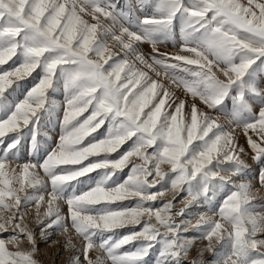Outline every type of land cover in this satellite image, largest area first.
<instances>
[{"label":"snow or ice","instance_id":"1","mask_svg":"<svg viewBox=\"0 0 264 264\" xmlns=\"http://www.w3.org/2000/svg\"><path fill=\"white\" fill-rule=\"evenodd\" d=\"M138 8L0 0V66L20 61L0 71V264H42L33 208L42 239L58 228L80 253L68 264H264V167L256 188L245 159L264 164V0ZM37 69L18 98L13 85ZM61 86V132L45 148L41 120ZM25 132L32 159L21 162ZM194 205L207 210L193 222Z\"/></svg>","mask_w":264,"mask_h":264},{"label":"rangeland","instance_id":"2","mask_svg":"<svg viewBox=\"0 0 264 264\" xmlns=\"http://www.w3.org/2000/svg\"><path fill=\"white\" fill-rule=\"evenodd\" d=\"M127 0H121V3H125ZM130 2L135 6L137 14H141L139 12L138 4L139 0H130ZM149 12L151 9H148ZM179 36V30L177 28V37ZM160 50L162 52L164 51H172V44L171 42H168L167 45L165 44H160L158 45ZM140 50L144 52L145 54L149 53L151 51V46L149 44H143L140 47ZM15 61V63L13 62ZM20 61L17 60V58H13L12 61H9L8 64L0 66V71H3L5 69H8L9 67L15 68L19 65ZM42 75L40 69H37L32 76L26 77L23 80L17 82L16 84L13 85L15 87V94L17 95L18 98L22 99L23 96L26 94V92L33 87L36 83H38L40 76ZM153 78H155L153 76ZM182 95L181 93H178ZM64 91L63 87H58L51 95V99L55 105V111L52 112L50 115L46 114L42 120H41V126H40V137H38L41 140V143L44 144V147L47 148L48 146L52 145L53 142L58 139V135L61 132V125H60V120L63 117V106L65 103L64 100ZM89 113L86 112L83 114V116L79 117V119H84ZM101 133H104L107 131L106 126L103 127L102 129L99 130ZM93 135H96L93 133ZM50 137V139H48ZM47 141V142H46ZM46 142V143H45ZM87 142V138L85 143ZM239 143L241 145H244L245 147V139L242 136L240 138ZM130 145L126 144L122 146V148L119 150L120 152H123L127 149V147ZM43 154V153H41ZM117 154L113 153L112 156L115 157ZM19 159L21 162L27 161L32 159V156L30 155V139H29V134L25 132V139L23 141V144L21 146L20 152H19ZM91 159V158H90ZM247 163L250 165V171L247 173V178L250 179L254 185V187L259 188L260 185L257 180V174L259 172V169L261 167H264V164L256 163L255 161L252 160V153L249 150L248 155L245 157ZM86 163V162H85ZM129 169H125L123 172L118 173L119 177L121 180H123ZM93 177L96 176V173H91ZM82 181H84L83 184L78 185V190H87V187L90 183L86 177L81 178ZM186 195L185 193H181L180 197L177 199H180ZM169 198L171 197V193H168ZM127 203V202H126ZM177 207H181V204H177ZM207 208L206 206H192V208L189 210V215L187 218L193 219V222L195 220V214L200 212V211H206ZM62 212L67 213V207L62 205ZM31 213V218L33 222L30 224V227L34 229L35 235L37 237V246H38V253L36 258L42 262V264H68L69 262V257L70 255H80V253H72L71 250L65 251L63 248L64 244V236L61 235L60 229L58 228H53L49 230V235L47 238L42 239L40 237V227L34 222L35 220V209L30 210ZM132 229V226H128L126 228L119 229V233L121 235L126 234ZM140 226H135V230L139 231ZM192 235V233H190ZM203 241H197L196 244L193 246L192 251L190 252V259L191 258H196L197 257V249L201 246H203ZM25 247H27V243L25 242ZM132 245H126L125 248H130ZM98 253L93 252L90 253V255L95 258V256ZM212 259V256L210 253H205L204 254V260L208 261Z\"/></svg>","mask_w":264,"mask_h":264}]
</instances>
